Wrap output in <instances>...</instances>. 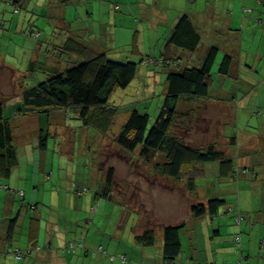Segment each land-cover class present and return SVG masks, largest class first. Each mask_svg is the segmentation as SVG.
<instances>
[{
  "label": "rangeland",
  "instance_id": "obj_1",
  "mask_svg": "<svg viewBox=\"0 0 264 264\" xmlns=\"http://www.w3.org/2000/svg\"><path fill=\"white\" fill-rule=\"evenodd\" d=\"M84 1L67 5L62 0L54 4L50 1L47 6V3H42L43 0H33V3H27L17 13L13 12V5L1 3L0 20L5 27L0 26V57H6V62L14 70L20 71L24 67L27 54L37 61L36 55L40 51L39 61L48 63L46 66L61 69L65 64L62 65L64 62L57 59L67 61V58L62 57L63 53L53 46L62 38V31L59 30L58 35L52 34L53 30L48 28L55 24V16L63 14L66 22L75 30L89 28L96 43H100L109 58L138 62L141 58L148 60L161 57L165 50L164 39L171 26L167 28L162 22L159 25L157 22L150 27L144 25L143 28L140 22L142 0ZM114 1L117 4L118 1L121 2L119 8L124 6L119 12L112 9ZM194 1L151 0L150 5L154 11L158 9L159 13L165 16L167 14L172 24L187 9L197 11L198 5ZM145 2L148 3V0ZM86 11L91 15L88 18ZM261 13H264V8ZM30 22L41 26L43 22H47V31L37 40V35H28L29 31H26V35L24 32ZM62 22L58 20L57 24L65 29ZM171 54L175 58L172 64L175 62L181 66L180 63L183 62L187 66V59L177 56L180 54L176 52ZM27 63L21 78L16 73L14 84L11 83L10 76L8 77L9 72H12L10 68L8 71L0 69V102L5 103L4 97L10 98L18 94L20 83L24 87L34 85L44 76V71L40 70L27 73ZM162 63L169 64L170 61L164 60ZM165 70V66L162 67L155 61L141 63L130 85L126 89L116 88L113 91L110 103L118 108V113L106 133L97 132L93 128L81 129L83 126L75 117H65L64 121L67 114L63 111L56 113V118L52 121L58 126L50 128L52 136L48 139V149L42 163L36 148V121L18 118L14 122L15 135L19 141L18 145L15 142L18 168L13 170L8 180L0 178V226L10 209L12 212L9 217L12 218L21 212L22 207L24 221L22 225L20 223L13 239V250H26L30 246L28 228L31 218L34 217L40 223V251L33 250L18 259L6 248L0 250V264H264V184L261 179L258 180L261 188L249 181L245 177L247 175L222 183L213 174L215 165L206 164L203 166L210 169L203 175L196 176L195 181L199 187L197 191L191 192L187 189L186 178L181 182L174 180L169 183L166 179L173 180L172 178H164L153 172L157 157L147 163L140 157L138 150L126 152L118 146L116 138L128 118L129 111L136 109L145 112L149 115L151 124L156 118L166 88ZM257 74V90L253 89L247 98L246 108L239 109L241 116L236 124H226L230 118L226 108L218 111V117L215 113L213 117L208 115L213 119L207 123L202 118L206 115L204 104L198 99H190L188 102L197 106L194 113L190 114L185 97L178 104V108L187 112V116L182 119L178 117L171 132L183 138L186 143L188 141L201 146L222 145V151L229 153L232 151L226 148L228 140L222 136H229L232 129L240 139L232 153L240 156L241 160L251 159L252 165L249 167H256L264 178V139L261 134L264 132V118L262 112L248 117V111L254 108L264 111V83H259L264 77L263 66L259 67ZM215 81L217 85L220 82L217 79ZM248 89L246 85L239 90L234 86L232 93L235 92V95L240 92V95H244ZM256 94L258 97H255ZM10 117L13 121V116ZM221 119L224 121L222 124ZM250 134L258 136H250L251 139ZM254 138L259 139L261 144ZM74 140L76 144L73 147ZM82 140H88V144L82 145V153H79ZM99 155L104 157L101 168L112 166L115 170L114 197L109 199L99 196L101 188L93 179L94 176L97 180L100 178L97 171H92L95 164L99 167ZM255 160L259 165H255ZM131 169H134L133 174H130ZM183 170L186 176L190 169L185 165ZM9 181L18 186H10V191L3 190L1 185H7ZM76 182L77 185H73ZM130 183L132 186L129 190ZM19 187L21 190H17ZM80 187H87L82 197L76 194ZM20 191L26 193L24 199L18 194ZM214 193L225 200L218 216L214 218L206 215L198 219L191 217L190 206L206 203ZM98 197L100 200L95 201ZM6 199L9 203L13 200L12 207L6 204ZM32 205L34 210H30L29 206ZM229 207L233 211H228ZM182 222L187 225L181 232V256L184 261L180 258L174 263L165 262L160 253L162 227ZM144 226L155 230L156 241L152 246L143 247L135 241L137 230ZM216 230L218 233H214L215 237L211 240L210 237ZM46 232L50 239L44 244ZM236 237L240 238L237 244ZM68 243L73 245L70 251L66 248ZM39 254L41 257H38Z\"/></svg>",
  "mask_w": 264,
  "mask_h": 264
},
{
  "label": "trees",
  "instance_id": "obj_2",
  "mask_svg": "<svg viewBox=\"0 0 264 264\" xmlns=\"http://www.w3.org/2000/svg\"><path fill=\"white\" fill-rule=\"evenodd\" d=\"M52 0H43L44 5ZM61 2V0H54ZM80 0H62V3L78 4ZM91 1V0H86ZM125 2L126 0H121ZM39 2V1H38ZM82 2H85L82 0ZM1 3H8L13 5V12L17 13L28 3H33V0H0ZM120 1L118 4L113 2V11L119 12ZM110 4V3H109ZM126 5V4H124ZM124 6H122L123 8ZM129 11V10H128ZM248 11H251L250 9ZM67 10L64 12L66 13ZM86 18L90 17L89 12H85ZM62 20L64 28L59 27L57 22ZM3 21V20H2ZM55 24L49 26L52 29V34H57L62 31V38L59 39L56 46L53 48L60 50L62 57L67 58V61L62 58L57 59L59 62H64L66 65L64 70L50 69L48 70L44 65L46 62L32 60L27 54V70L33 72L40 70L46 74L38 79L36 84L24 88L22 93L18 96L21 103L18 107V113L21 114H37L40 117L39 129L37 135L36 148L41 155V163L44 154L48 149V139L52 136L50 134V119L53 113L65 112L64 117H75L80 121L81 129L90 130L93 128L97 132L106 133L112 125L115 115L118 113V108L110 103V98L113 91L118 89H126L137 75V69L141 63L149 64L156 62L158 65L165 66V93L163 94L162 104L160 110L152 122L150 117L145 112H139L136 109L129 111L128 118L124 123L120 133L116 138V142L126 152H134L138 150V154L145 162H151L155 157L157 161L153 164V172L158 173L164 178H172L171 181H183L186 178L187 189L191 192L196 190L195 178L202 172V165L218 162L219 176L227 178L233 176V179L240 176L237 175L234 169L233 160L228 157L222 150L214 144L199 147L185 142L183 138L174 135L171 132L173 123L179 117L184 118L187 112L180 111L178 104L186 97V99L204 98L208 96L209 88L212 82V71L215 64V59L218 54L216 46H211L205 54L203 62L200 67H181L180 65L172 66L173 53L172 49H179L181 52L188 53L189 57L194 56L200 43L201 37L195 27L191 17L187 12L179 15L175 25L170 30L165 44V50L161 57L148 58L145 60L141 58L138 62L124 60L118 61L109 58L105 50L101 48L100 43H96L94 34L88 29L75 30L69 22L64 19V14L55 16ZM264 24V20H261ZM20 23V21L18 22ZM25 23V20L23 24ZM26 31L28 35H43L47 31V22H43L42 26L37 25L36 22L27 24ZM0 26L5 27L1 24ZM55 26V27H54ZM45 27V28H44ZM58 28V29H57ZM66 32V33H65ZM51 33V32H50ZM27 35V32H26ZM34 35V36H35ZM34 38V37H33ZM97 45L99 48L97 49ZM96 47V48H95ZM157 60V61H156ZM169 60V64H163L162 61ZM233 66V59L230 55L225 54L218 65L217 73L222 76L229 75ZM45 67V68H44ZM141 73V72H140ZM190 114L192 112H189ZM190 116V115H189ZM188 116V117H189ZM264 117V115H262ZM79 125V127H80ZM14 122L11 117L6 116L4 103L0 102V178L9 179L14 168L18 165L17 145L15 140ZM53 134V133H52ZM54 135V134H53ZM56 136V134H55ZM80 142L79 153H82V145L88 144V140ZM76 141L74 140L73 147ZM100 164L94 165L92 171H97L100 178L93 177L94 183H98L101 188L99 196L109 199L114 197L113 186L115 184V170L112 166L104 169L101 162L103 156H98ZM44 161V160H43ZM105 164V162H103ZM103 164V165H104ZM187 165L190 170L184 176L185 171L183 167ZM134 169H131L130 174H133ZM253 177V173L245 169L243 173ZM242 174V175H243ZM168 180V179H166ZM73 185L76 186L75 183ZM131 189L132 184H128ZM3 190L10 191V187L5 184L1 185ZM128 190V189H127ZM128 190V192H129ZM87 187L76 190L77 196L82 197L86 193ZM14 192V191H13ZM127 192V191H125ZM25 198L26 193L20 191L18 193ZM8 196H6L7 198ZM100 200V198H95ZM6 204L12 207L13 200L9 203L6 199ZM225 205V200L213 196L207 199L206 203L192 204L189 208L191 217L196 219L202 216L217 217L220 209ZM10 207V208H11ZM27 207V205H26ZM30 210H34V205L29 206ZM23 208L15 216L10 218L12 210L7 217L3 218L0 226V250H7L13 252L18 259L23 258L31 251L38 252L39 238H40V223L37 218L32 217L29 222L28 242L26 250H13V239L17 234V229L22 225L24 217L22 216ZM228 211H233L229 207ZM187 225L179 223L176 225H163L162 227V245L160 253L165 262L174 263L175 260L180 259L184 261L181 256V232L185 230ZM218 231H213L212 240ZM47 235V232L45 236ZM135 241L143 247L152 246L155 244V230L153 228L144 226L137 230L135 234ZM45 236L43 240L45 239ZM236 244L240 242V238L236 237ZM8 244V245H7ZM71 243L66 245L70 251ZM188 260H191L190 258Z\"/></svg>",
  "mask_w": 264,
  "mask_h": 264
},
{
  "label": "crops",
  "instance_id": "obj_3",
  "mask_svg": "<svg viewBox=\"0 0 264 264\" xmlns=\"http://www.w3.org/2000/svg\"><path fill=\"white\" fill-rule=\"evenodd\" d=\"M144 1L145 0H142V3H140L141 26L143 28L144 25L150 27L157 22L158 25L162 22L167 26V28L171 26V28L168 29L169 30L168 34H169L170 30L175 25L179 16L175 21L172 22L173 24L172 25L170 22L171 19L167 16V14L165 16L162 13H159L158 9H155L154 11V8L150 5L151 0H148V3L146 2L144 3ZM194 2L198 5L197 11L193 9H187V14L191 17L195 27L197 28L200 34L201 43L197 51L195 52L196 54L192 57H189L188 53L186 54L185 52H181L179 49H172V51L173 53L176 52L177 54H180L177 56H181V57L183 56L185 59H187L186 67H194V66L200 67L205 57L206 51L211 46L217 47L218 54L215 59V64L212 71V82L209 88L208 96L204 98H194L193 100L198 99L200 100L201 103L204 104L205 107L204 106L203 107L205 108L206 115L205 117L202 118L203 120H206L207 123L209 122V120L213 119L212 117L214 116V113L216 117H218L219 116L218 111H220L223 108H226L227 109L226 111H228L230 115L229 116L230 118H228L226 124H236L237 120L241 116V114L238 112L239 109L246 108L247 98L252 93L253 89L255 91L257 90V86L255 84H258V82L256 81L255 77L256 75H258L257 72L259 70V67L260 66L264 67V24L261 22V20H264V13H261V9L264 8V0H195ZM249 9L251 11H248ZM168 34L165 36L164 44L167 43V42L165 43V40L167 41ZM39 52L40 51H38L36 55L37 59L40 58ZM223 54L224 55L228 54L233 59L232 69L229 75L226 76H222L217 73V68ZM33 59L34 58L32 57V60ZM26 60L27 59L25 58L24 67L21 69L22 71L21 70L16 71L12 68L11 64L6 62V57H0V69H4L5 71H8L7 69L10 68V70L12 71L9 72L8 74V77L10 76L9 79L11 80L12 84H14L15 82L14 78L16 73L20 75V78L23 76V70L27 62ZM46 64L44 66L48 70L60 69L58 67H54L51 65L46 66ZM63 64L64 63H62V65ZM180 64H182L181 67H185L183 62ZM172 65L178 66L179 64L174 62ZM65 66L66 65H63V67L60 70H64ZM45 74L46 72H44V75ZM25 76L26 75H24V77ZM31 77L33 78L34 76ZM215 79L220 81L218 85L215 83L216 82ZM259 83L260 84L264 83V77L261 78ZM20 85L21 86L19 88L18 94H14V97H10V98L9 96L4 97V99L6 100L4 103L5 114L8 117L13 116L12 117L13 122H15L18 118L34 119L36 121L34 133H35V137L37 138L40 117L37 114H21L17 112L18 111L17 109L21 103L18 96L22 93L24 88H28L32 85L27 87H24L21 83ZM244 85L249 87L247 93H245L244 95H240L241 93L237 92L235 95H233L235 93V92L232 93L234 86H236V89L238 88L239 90L242 89ZM255 97H258L257 94L255 95ZM189 100L190 99L187 100V106H188L187 109H189V111L194 113V110L196 109L197 106H193L192 103L188 102ZM212 107L215 109H212ZM234 111H236V114L234 113ZM261 112L262 115H264V111H260V109L256 110V108H254L252 111L251 110L248 111V117H250L251 115H256ZM55 114L56 113L52 114L50 123L52 126L57 127L58 125H55L56 122L54 123L52 121L53 119L55 120L56 118ZM208 115H212V117ZM63 120L65 121V117L63 118ZM217 120H219V118ZM220 121L221 124L222 122H224L222 121V119ZM261 134L264 139V132H262ZM250 136L256 137L258 136V134H254V135L250 134L249 137ZM17 137L18 136L15 135V140L18 145L19 141H17ZM222 137L223 138L225 137L228 140L227 141L228 145L226 148L231 149L232 152L233 149H235L237 145H239L238 141L240 139L232 129L229 133V136L223 134ZM254 140H258V142L261 144V141L259 139L254 138ZM211 142L213 141H210V143ZM190 144L199 147H204L203 145L201 146L194 143H190ZM220 146L222 145L218 146L221 149ZM262 147L264 148V143ZM232 152L228 153V151H224V153L233 160L234 169L237 175L242 176L243 171L246 169L249 170L254 175L253 177L251 176V174L250 176H245L249 179V181H251L252 183H256L257 187H260V184L258 182L259 179H261L264 184V178L261 177V174L255 169L256 167H249L250 165H252L251 164L252 160L251 159L241 160L240 156L238 155L235 156V154ZM210 164L215 165L213 167L214 168L213 174L217 176L219 181H221L222 183H225V181H228L229 179L231 181H235V178L233 179V176H231V178L230 177L221 178L219 176L218 162H212ZM256 164L259 165V162L257 161L256 163L255 160V165ZM208 169H210V167L208 166L205 167L202 165L201 174L203 175L205 172H207L206 170ZM260 172H262V170ZM19 175L21 174L19 173ZM167 181L169 183H172L171 180H167ZM75 184L77 185V182ZM7 186L16 187L18 186V184L15 183L13 184L12 182L9 181ZM195 186H196L195 191H197L199 185L196 184ZM17 190H21V188L19 187L17 188ZM212 196H217V195L216 193H214L212 194ZM45 237L46 238L43 240L44 244L48 243L50 239L49 235H46ZM38 257H41L40 254L38 255Z\"/></svg>",
  "mask_w": 264,
  "mask_h": 264
},
{
  "label": "built area",
  "instance_id": "obj_4",
  "mask_svg": "<svg viewBox=\"0 0 264 264\" xmlns=\"http://www.w3.org/2000/svg\"><path fill=\"white\" fill-rule=\"evenodd\" d=\"M245 172V170L243 171V173Z\"/></svg>",
  "mask_w": 264,
  "mask_h": 264
}]
</instances>
